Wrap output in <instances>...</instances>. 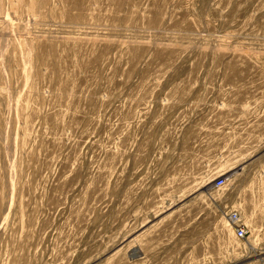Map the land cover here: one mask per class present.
Instances as JSON below:
<instances>
[{
  "label": "rangeland",
  "instance_id": "1",
  "mask_svg": "<svg viewBox=\"0 0 264 264\" xmlns=\"http://www.w3.org/2000/svg\"><path fill=\"white\" fill-rule=\"evenodd\" d=\"M0 264H264V0H0Z\"/></svg>",
  "mask_w": 264,
  "mask_h": 264
},
{
  "label": "built area",
  "instance_id": "2",
  "mask_svg": "<svg viewBox=\"0 0 264 264\" xmlns=\"http://www.w3.org/2000/svg\"><path fill=\"white\" fill-rule=\"evenodd\" d=\"M223 185V179H219L215 183V187H220ZM228 220L232 223L234 226V234L236 238H242L244 236V226L240 223L237 215L235 212H231L227 215Z\"/></svg>",
  "mask_w": 264,
  "mask_h": 264
}]
</instances>
